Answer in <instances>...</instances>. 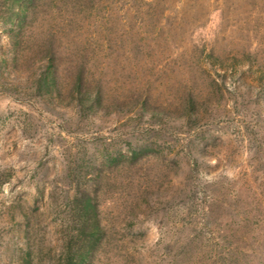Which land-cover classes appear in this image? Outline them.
<instances>
[{
	"label": "rangeland",
	"instance_id": "374dc122",
	"mask_svg": "<svg viewBox=\"0 0 264 264\" xmlns=\"http://www.w3.org/2000/svg\"><path fill=\"white\" fill-rule=\"evenodd\" d=\"M140 1L132 41L88 60L104 104L83 115L35 94L0 0V264H58L76 179L109 227L95 264H264V0Z\"/></svg>",
	"mask_w": 264,
	"mask_h": 264
},
{
	"label": "trees",
	"instance_id": "16d2710c",
	"mask_svg": "<svg viewBox=\"0 0 264 264\" xmlns=\"http://www.w3.org/2000/svg\"><path fill=\"white\" fill-rule=\"evenodd\" d=\"M124 1L128 3L127 9L118 7L123 0H1L4 5L1 25L14 51L28 58L37 57L32 82L36 95L62 100L60 87L64 86L83 115L103 106V93L91 88L87 80L86 64L99 54L109 58L115 51L108 52L112 47L132 41L136 32L134 24L144 20L146 10L154 4L140 6L138 0ZM258 3L259 0H249L252 10ZM59 73L70 74L61 78ZM98 73H106L104 67ZM185 94V116L188 121H197L200 118L194 115L196 99L190 91ZM142 96L134 97L139 116L151 106L148 96ZM164 114L162 110L152 109L150 116L152 122L166 129L165 123L158 122ZM131 154L129 158L134 159L136 149ZM76 180L66 195L67 235L58 264H95L105 250V243H110L109 227L102 221L98 193Z\"/></svg>",
	"mask_w": 264,
	"mask_h": 264
}]
</instances>
